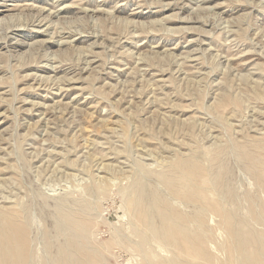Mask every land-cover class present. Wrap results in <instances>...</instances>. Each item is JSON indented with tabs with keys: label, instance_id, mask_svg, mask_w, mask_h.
<instances>
[{
	"label": "rangeland",
	"instance_id": "rangeland-1",
	"mask_svg": "<svg viewBox=\"0 0 264 264\" xmlns=\"http://www.w3.org/2000/svg\"><path fill=\"white\" fill-rule=\"evenodd\" d=\"M181 158L229 217L191 223L196 256L145 246L129 203L195 218L161 180ZM260 159L264 0H0V210L23 215L30 264L70 239L60 203L97 264H264Z\"/></svg>",
	"mask_w": 264,
	"mask_h": 264
},
{
	"label": "bare ground",
	"instance_id": "bare-ground-1",
	"mask_svg": "<svg viewBox=\"0 0 264 264\" xmlns=\"http://www.w3.org/2000/svg\"><path fill=\"white\" fill-rule=\"evenodd\" d=\"M263 165L264 160L261 159L259 161L255 160L250 162V166L253 168V170H257V168H260V166ZM256 172L257 171H255L254 173ZM207 177L208 176L205 167L202 168L199 164L196 163V161L192 160L191 158L179 159L177 162L171 165L169 173L161 176L162 182L168 187V189L170 190V194L174 199L188 204H193L194 206L198 207L199 212H196V217L193 219L191 217H188V215L185 216L180 214L166 202L160 201L156 193H152L148 197L145 196L142 197V199L140 198L137 200H131V197L129 198V203L132 211L141 222V227H144L146 229L145 231L140 230V236H142L141 239L145 246L148 242H150V240L156 239L166 244L177 246V248H179L183 254L196 256L199 254V251L198 249H196V247L197 245L201 244L203 237L195 235L190 229V225L193 222L196 223L197 227L199 228H202L205 225V212L203 211L207 210L208 212V209H210L212 212H214V214L221 216L226 226H229V217L223 212L224 210L222 209V205L216 203V201L209 199L210 196L207 197L206 195V189L209 188L210 185V180H208ZM256 178L261 187H264V171H260L258 172V174L256 173ZM136 189H142L140 183H137L135 190ZM149 206L151 208L150 211L147 209ZM63 207L64 204L60 203L59 209L61 211V217L58 216L60 220L57 227L58 230L61 231H63L64 229H68L71 231V233L70 239L67 244H65V246L59 248L58 250L56 264H97L93 260L94 257H91L93 256V254L91 250H88L87 244L79 242L80 238L86 237V229L83 226L84 222H82L80 218L77 219L78 216H76L69 207V209L67 208V206L66 208ZM176 208L178 209V206ZM64 210L67 212H65ZM25 217L27 218L26 215ZM23 219L24 217L21 213H7L0 210V264L31 263L30 256L32 251H29L27 227L26 224H24Z\"/></svg>",
	"mask_w": 264,
	"mask_h": 264
}]
</instances>
